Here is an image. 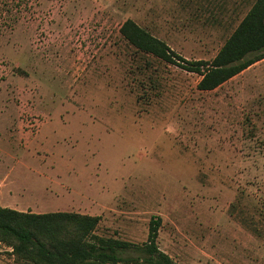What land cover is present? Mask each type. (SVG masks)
<instances>
[{"label":"rangeland","instance_id":"1","mask_svg":"<svg viewBox=\"0 0 264 264\" xmlns=\"http://www.w3.org/2000/svg\"><path fill=\"white\" fill-rule=\"evenodd\" d=\"M254 2L0 0V187L139 245L160 217L179 264H264V59L202 91L120 33L212 60Z\"/></svg>","mask_w":264,"mask_h":264},{"label":"trees","instance_id":"2","mask_svg":"<svg viewBox=\"0 0 264 264\" xmlns=\"http://www.w3.org/2000/svg\"><path fill=\"white\" fill-rule=\"evenodd\" d=\"M120 33L138 50L197 73V88L210 91L264 59V0H255L212 60L185 58L133 19L122 24ZM161 222L160 217L151 218L147 241L139 245L97 235L99 216L0 206V242L28 264H179L157 244Z\"/></svg>","mask_w":264,"mask_h":264},{"label":"crops","instance_id":"3","mask_svg":"<svg viewBox=\"0 0 264 264\" xmlns=\"http://www.w3.org/2000/svg\"><path fill=\"white\" fill-rule=\"evenodd\" d=\"M22 192L26 195V190L24 189L23 191L21 190H18L17 191V188L11 184H6L4 183L1 187H0V193H6L8 194L11 199L9 200H6L4 199L3 197L1 198L0 197V206L2 207H8V208H11V209H15V210H18V211H22V212H33V213H47L49 212L45 205L44 204H36L35 202H38V201H34L32 203H35L31 208L29 207V205H32V204H29L28 202H31L30 200H28V202H25V201H20L19 199H16L14 195H12V193H18L19 195H22ZM56 211V210H55ZM58 211V210H57Z\"/></svg>","mask_w":264,"mask_h":264}]
</instances>
